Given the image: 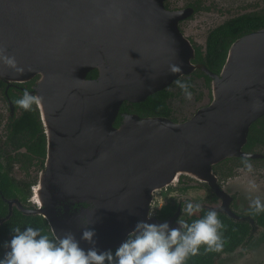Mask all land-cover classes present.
<instances>
[{"label": "water", "instance_id": "obj_1", "mask_svg": "<svg viewBox=\"0 0 264 264\" xmlns=\"http://www.w3.org/2000/svg\"><path fill=\"white\" fill-rule=\"evenodd\" d=\"M164 1L0 0V49L22 69L0 64V81L37 77L28 92L42 98L36 108L46 138L30 198L40 204L5 199L8 215L0 222L17 208L46 219L58 243L72 236L85 252L112 251L137 224L173 228L180 204L167 220L151 207L155 193L182 175L219 198L200 207L237 220L213 168L245 154L262 157L243 148L264 115V28L233 42L213 73L193 63L195 50L178 27L191 8L171 11ZM93 71L97 77L89 78ZM195 71L210 78L212 98L189 119L120 112L124 103L143 102ZM75 204L87 207L70 213ZM86 231L94 233L90 242L82 239Z\"/></svg>", "mask_w": 264, "mask_h": 264}, {"label": "trees", "instance_id": "obj_2", "mask_svg": "<svg viewBox=\"0 0 264 264\" xmlns=\"http://www.w3.org/2000/svg\"><path fill=\"white\" fill-rule=\"evenodd\" d=\"M264 28V14L259 15H246L232 20L218 29L212 31L207 40L205 53L196 52L195 63H202L205 67L213 72L219 73L222 66L225 63L228 49L232 42L242 37L246 33H250L255 30ZM193 61V62H194ZM96 71L89 73L88 77H95ZM204 77L207 88L210 85V78L203 72L195 71L190 78L178 79L175 86L178 83L186 84L188 87L181 89L177 87V90L193 91V77ZM37 78V77H36ZM32 79L28 82V90L30 85L36 80ZM0 88L4 92L5 98L13 103L18 99L23 98V93H16L12 89L7 90L5 94V83L0 81ZM175 94L170 90L164 89L149 96L145 101L140 103H124L120 109V112L130 111L137 113L141 116L152 117H167L171 115L170 98ZM14 107L20 111L18 116L12 117L10 127L5 134V144L11 148V152H2L0 148V219L5 218L8 215V204L5 199H19L25 204H29V198L32 195L31 181L17 180L11 175L13 171V164L21 163V169L29 172L31 167L37 169L43 168L46 156V138L43 130V126L40 120L39 112L36 105L32 110L25 112L22 109ZM121 118L118 117L115 126L120 123ZM253 147L264 149V115L252 123L250 126L247 143L244 150L250 151ZM24 148L25 152H20ZM13 152V153H12ZM4 161V162H3ZM214 166V173L219 177L220 181L224 176L221 166ZM28 175V174H27ZM215 200V197H213ZM177 209V204L172 205L168 203L161 207L156 217L160 220H167L171 218ZM202 211L196 213L194 216H187L184 220L185 223L191 225L193 222L206 217L208 209L201 207ZM218 219L223 225L220 231V237L223 241L222 252H209L205 246H202L199 251V255L190 256L186 264H218V259L223 252L233 250L244 240L247 231V226L244 223L235 222L224 214H217ZM259 222L264 223V216H258ZM178 220L175 222L172 229H174ZM19 227L21 231L31 227L34 230H39L42 235L47 236L53 243L58 244L54 238L49 225L42 216H27L24 215L17 208H14L11 217L3 222H0V258H3L7 249L4 247L6 241L12 238V229ZM116 249L111 252H115ZM107 264V262H106Z\"/></svg>", "mask_w": 264, "mask_h": 264}, {"label": "clouds", "instance_id": "obj_3", "mask_svg": "<svg viewBox=\"0 0 264 264\" xmlns=\"http://www.w3.org/2000/svg\"><path fill=\"white\" fill-rule=\"evenodd\" d=\"M0 64L14 69L18 74L22 72L15 58L5 56L3 49H0ZM173 71L178 69L174 68ZM177 87L186 90L188 85L178 83ZM186 98L191 99V94L186 93ZM41 103V97L28 91L24 92L22 99L14 101V105L25 112ZM242 159L250 160L251 156L245 154ZM245 168L247 173L253 172L251 164H246ZM249 187L256 189L257 185L249 183ZM249 207L252 213H264V204L260 199L252 201ZM201 211L199 204L187 203L184 207V214L189 217ZM179 223V229H170L166 223L159 226L137 224L114 253H98L95 250L85 252L72 236L56 244L39 230L29 227L21 231L17 227L12 229V238L4 245L7 251L0 258V264H186L190 256L199 255L202 246L209 252L223 251V241L219 234L223 225L215 211L208 212L205 218L191 225L183 220ZM93 235V232L86 231L82 239L90 242Z\"/></svg>", "mask_w": 264, "mask_h": 264}, {"label": "flooded vegetation", "instance_id": "obj_4", "mask_svg": "<svg viewBox=\"0 0 264 264\" xmlns=\"http://www.w3.org/2000/svg\"><path fill=\"white\" fill-rule=\"evenodd\" d=\"M174 3H176V0H165L164 1V5H165L166 9L171 10V11L185 10L188 8H191V10H192V12L189 16H187L185 19H183L182 21H180L178 23L179 28L181 27L183 29V25L188 24L189 22H191L193 20V16L195 17V19H194V21H195L196 17L199 15L198 18L200 17L201 20L198 21L196 23V25L201 27V28L203 26H205L207 29H209L203 51L201 48L198 47L197 43H200V42L196 37H194L192 35V36L187 38V39H189V41H191L190 43L195 44V47H194L195 54H196V52H201V53H203V55L205 53L207 40H208L209 35L212 31H214V30L218 29L219 27L223 26L224 24H226L232 20H236L237 18L242 17V16L264 14V0H190V2L187 5H185L184 0H180V3L182 5L181 7L175 6ZM198 13H201V14H198ZM219 22H221V23L219 25H217V23H219ZM181 28H180V30H181ZM188 28H189V25H187L186 28H184V30L188 29ZM190 30L193 33V30L192 29H190ZM255 31H257V30H255ZM181 32L184 33L183 31H181ZM195 32L197 33L198 30H195ZM252 32H254V31H252ZM246 34H248V33H246ZM232 43H231V45H232ZM194 63H195V61H194ZM195 64H202V63H195ZM97 75H98V73L96 71L95 77H92V78H96ZM201 78L204 79V77H202V76H201ZM176 81H178V80H176ZM176 81H174L166 89L170 90L172 93H174L175 91H173L172 88H177L175 86ZM28 82H25V83H15L14 82V83H10V84L5 83V94L7 95V90L10 88L12 89V91H14L16 93H23L24 91H28V89H27L28 88ZM34 84H35V81L33 82V84L30 85V89ZM174 96H172L170 98V100ZM5 99L7 101L8 110L10 112V114H9L10 116L8 118L9 121L7 124V129H8V127H10V122H11L10 118L18 116L20 114V111H18L14 107L13 103L8 99V97H6ZM170 108H171V106H170ZM121 113L137 114V113L130 112V111H125V112H121ZM139 116H141V115H139ZM141 117H152V116H141ZM169 119H171L173 122H178L172 116V109H171V115H170ZM6 134H7V132H6ZM3 141L5 142V138ZM258 149L259 148H257V147H253L252 150L247 151V150H244V148H243V151L255 153ZM220 163H222L221 166L225 165L224 166L225 169L223 170L224 176L221 180V183H219L222 186V188L228 184V182H226V181L228 179H230L231 177L235 178V182H238L237 179L240 180L241 184H242V188H243L242 189L243 191H235V193L237 195L239 193L238 197L237 196L234 197L233 195H231L232 201L230 203V207L232 209V212L234 214H236L237 220L233 219L230 216H228V217L231 218L235 222H240V223L246 224L248 232L245 234L244 240L242 241L241 244H239L237 247H235L231 251H228V252L226 251V252L222 253L221 257L218 259V264H231V262L237 258H238V260H235L236 262L234 264H237V262H238V264H264V223L259 222V217H258V216H264V213H260V214L252 213L253 210L249 207L251 202L254 201V198L260 199L261 203L264 204V155L262 154V157L259 159H250V160H244L242 158H232V159L229 158V159H225V160L221 161ZM219 164H217V165H219ZM246 164L252 165V167H253L252 173H247L246 168H245ZM34 168L37 170V173H40L42 170V168L41 169H37L36 167H34ZM37 179H38V177H37ZM188 179H192V178H189V177L182 175L180 177L178 183L184 184V183L192 182ZM192 180H194V179H192ZM249 183H255L257 185V188L255 189V191H254L255 193L253 196H252V194L248 193L251 190V188L249 187ZM205 187H207V189H209L208 191L210 193L208 203L209 204H217L219 201V198L215 195V193L207 185H205ZM213 197H215V200ZM28 201L31 202L30 199ZM174 204H177V208L180 204L181 209L183 210L184 203H182V200L180 202L177 201V202L173 203L172 205H174ZM205 204H207V203H205ZM26 205L28 206L27 208H33L34 207V204H30V206L28 204H26ZM82 206L87 207V205H85V204H82ZM82 206L77 205V204L71 205L70 206L71 207L70 213H72L74 211V209H78ZM219 214H221V213H219Z\"/></svg>", "mask_w": 264, "mask_h": 264}, {"label": "rangeland", "instance_id": "obj_5", "mask_svg": "<svg viewBox=\"0 0 264 264\" xmlns=\"http://www.w3.org/2000/svg\"><path fill=\"white\" fill-rule=\"evenodd\" d=\"M185 5H187L190 0H184ZM179 4V5H178ZM175 6L181 7L180 0H176V3H174ZM201 14V13H198ZM199 16V15H198ZM198 16L196 17V20L194 21L195 17L193 16V20L189 22L188 24L183 25V29L181 28V31H183L184 36L186 38L190 36L196 37L200 43L198 44V47L204 49L206 37L208 34V30L205 26L202 28L197 26L196 23L201 20V18ZM221 22L217 23L219 25ZM204 24V23H203ZM189 25L188 29H185L186 26ZM193 30L192 31L190 30ZM195 30H198L196 33ZM189 40V39H188ZM191 42V41H190ZM192 47H195V44L191 43ZM194 63V62H193ZM192 72L188 76H184L181 79L190 78V76L193 74ZM210 87V85H209ZM175 94V96L169 101L171 109H172V116L175 118L178 122H182L184 120L189 119L193 116V114L202 106L207 105L211 101V92H209L205 79L201 77H193V91H185V90H177V88H172ZM209 92V93H208ZM186 93L191 94V99L186 98ZM4 92H2V89L0 88V148L2 152H11V148L8 147V144H5L3 141L5 138V134L7 132V124L9 121V110L7 101L5 99V96L3 95ZM210 100V101H209ZM20 152H25L24 148L20 150ZM13 153V152H12ZM255 153L263 154L264 155V149L259 148ZM4 162V161H3ZM232 167V166H231ZM222 171L225 169V167H221ZM28 174V175H27ZM13 177H15L17 180L22 181H31L33 184H37V177H39V173H37V170L34 167H31L29 172L21 169V163H15L13 164V171L11 173ZM217 176V175H216ZM218 182L221 183L219 177ZM240 178V177H239ZM222 179V177H221ZM227 179V178H226ZM192 182L189 183H177L176 185L169 186L168 188H165L164 190L157 191L154 195V202L151 207V214L153 216H156L160 208L168 203H175L180 202L182 200V203H184L182 214L179 217V220L177 224L175 225L174 229H179L180 227V221L185 220L187 217L184 214V207L187 203H193V204H205L209 201V189L205 187L204 183L198 182L197 180L188 179ZM226 182H228L227 185H225V190L233 195L234 197L238 195L235 193V191H243L241 181L235 182V178L231 177ZM224 185V184H223ZM255 189H252L248 192L249 194L254 195ZM30 199V198H29ZM255 200V198H254ZM30 204H33L29 202ZM25 207H28L26 204ZM236 254V253H235ZM235 260H238L235 259ZM233 260L231 264H234L236 261ZM238 264V262H237Z\"/></svg>", "mask_w": 264, "mask_h": 264}, {"label": "bare ground", "instance_id": "obj_6", "mask_svg": "<svg viewBox=\"0 0 264 264\" xmlns=\"http://www.w3.org/2000/svg\"><path fill=\"white\" fill-rule=\"evenodd\" d=\"M33 202H34V204H36V205H39V204H40V200L38 201L37 198H36Z\"/></svg>", "mask_w": 264, "mask_h": 264}]
</instances>
